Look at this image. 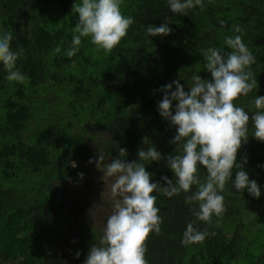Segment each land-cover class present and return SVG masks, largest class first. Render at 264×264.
Masks as SVG:
<instances>
[{
  "label": "trees",
  "instance_id": "16d2710c",
  "mask_svg": "<svg viewBox=\"0 0 264 264\" xmlns=\"http://www.w3.org/2000/svg\"><path fill=\"white\" fill-rule=\"evenodd\" d=\"M81 2L0 0V37L10 32L11 49H24L16 67L27 77L25 83L8 81L0 62V264H83L114 211L103 213L98 225L88 218L97 202L95 179L108 183L110 189L101 184V197L114 206L115 177L103 169L120 148L128 153L120 158L129 162L154 145L162 156L175 154L169 141L176 127L159 114V90L179 80L190 91L197 74L211 80L202 54L209 47L229 52L225 37L241 35L256 58L251 67L258 88L234 103L251 116L255 97L264 96V0H203V11L197 6L184 15L171 12L168 0H122V14L134 23L121 43L106 53L82 37L79 51L68 57L79 19L72 8ZM163 23L172 29L169 35L147 33ZM248 127L237 162L247 159L243 170L257 181L260 197L238 192L229 181L221 193L227 211L208 224L193 215L198 202H185L195 185L171 198L153 193L162 224L147 241L148 264H264V142L252 135L251 120ZM138 162L146 164L152 182L167 186L161 179L167 176L175 183L165 160ZM207 175L199 167L201 182ZM190 222L208 232L202 244L181 243Z\"/></svg>",
  "mask_w": 264,
  "mask_h": 264
},
{
  "label": "clouds",
  "instance_id": "9594fccd",
  "mask_svg": "<svg viewBox=\"0 0 264 264\" xmlns=\"http://www.w3.org/2000/svg\"><path fill=\"white\" fill-rule=\"evenodd\" d=\"M121 3L122 0H82L74 4L72 10L78 13L79 19L72 29V47L66 55H76L82 37H90L98 49L111 53L134 23L133 17L122 14ZM168 3L171 12L181 15L197 6L201 11L205 9L203 0H168ZM233 28L236 33L242 32L238 25ZM171 32L166 23L147 28L151 37L166 36ZM12 39L10 32L0 37V62L8 73V81L25 83L27 77L16 67L24 49L13 51L10 47ZM224 43L231 51L222 54L220 49L209 47L202 52L206 60L204 69L211 74V80L197 74L192 77L190 91H185L179 80L163 85L159 90L163 92V98L158 103L159 114L170 126L176 127V135L169 141L176 145L175 154L162 156L154 145L147 150L139 149L138 161L165 160L174 172L175 183L167 176L161 177L167 186L152 182L146 164L120 158L127 156L125 148H120L119 156L104 167V176L115 177L111 188L114 211L107 219L103 236L90 246L83 264H148L145 258L147 241L153 232L160 234L162 224L158 215L160 210L156 206L157 196L153 193L171 198L181 192L190 193L195 185L197 190L186 195L185 202H198L199 211L193 208V215L208 224L212 223L213 215L222 218L227 211L221 193L229 181L238 192L246 189L253 197H260L257 181L250 179L243 170L247 159L237 162V156L239 149L248 142L250 120L255 129L252 135L264 142V96L255 97L257 111L251 116L234 103L258 88L251 67L256 58L241 35L225 37ZM55 51L60 52V48ZM173 101H176L175 105ZM147 142V137H144L143 143ZM103 160L104 156L100 154L97 168L101 169ZM201 166L208 173L204 182L199 178ZM72 167H76L75 162ZM233 169L237 170L234 180ZM79 175L83 178L84 174ZM194 223L187 224L182 244H202L209 235L207 231L197 230ZM79 255L78 251L77 258Z\"/></svg>",
  "mask_w": 264,
  "mask_h": 264
},
{
  "label": "rangeland",
  "instance_id": "374dc122",
  "mask_svg": "<svg viewBox=\"0 0 264 264\" xmlns=\"http://www.w3.org/2000/svg\"><path fill=\"white\" fill-rule=\"evenodd\" d=\"M113 183L114 181L111 180V187ZM101 184L106 189H110L108 183L100 182L99 178L95 179V183L94 186H92V189L94 191V198L97 200V202L91 204L88 218L94 219L95 223H97L96 225L102 222V216L104 215L103 213H109L110 210L114 207L111 200H105L101 197ZM79 191H81V189ZM106 202H108V204Z\"/></svg>",
  "mask_w": 264,
  "mask_h": 264
}]
</instances>
